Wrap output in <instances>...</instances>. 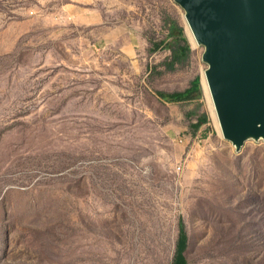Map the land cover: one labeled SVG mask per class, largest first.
I'll return each mask as SVG.
<instances>
[{"label": "rangeland", "instance_id": "1", "mask_svg": "<svg viewBox=\"0 0 264 264\" xmlns=\"http://www.w3.org/2000/svg\"><path fill=\"white\" fill-rule=\"evenodd\" d=\"M189 25L0 0V264H264V133L219 129Z\"/></svg>", "mask_w": 264, "mask_h": 264}, {"label": "water", "instance_id": "2", "mask_svg": "<svg viewBox=\"0 0 264 264\" xmlns=\"http://www.w3.org/2000/svg\"><path fill=\"white\" fill-rule=\"evenodd\" d=\"M198 41L225 135L264 133V0H182Z\"/></svg>", "mask_w": 264, "mask_h": 264}, {"label": "bare ground", "instance_id": "3", "mask_svg": "<svg viewBox=\"0 0 264 264\" xmlns=\"http://www.w3.org/2000/svg\"><path fill=\"white\" fill-rule=\"evenodd\" d=\"M190 24V22H189ZM190 26V30L192 32V35L198 40L194 30L192 29L191 27V24L189 25ZM207 89L209 91V96H210V99H211V102H212V105H213V108L215 110V116H216V119H217V122H218V126H219V129L221 128L222 129V124H221V120H220V116H219V112H218V109H217V106H216V102H215V98H214V95H213V91H212V88H211V85H210V82H209V79H208V76H207Z\"/></svg>", "mask_w": 264, "mask_h": 264}, {"label": "trees", "instance_id": "4", "mask_svg": "<svg viewBox=\"0 0 264 264\" xmlns=\"http://www.w3.org/2000/svg\"><path fill=\"white\" fill-rule=\"evenodd\" d=\"M158 96L160 97V98H164V95L163 94H158Z\"/></svg>", "mask_w": 264, "mask_h": 264}]
</instances>
